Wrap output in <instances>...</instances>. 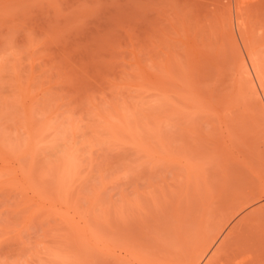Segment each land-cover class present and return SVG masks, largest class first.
Here are the masks:
<instances>
[{
    "label": "rangeland",
    "instance_id": "rangeland-1",
    "mask_svg": "<svg viewBox=\"0 0 264 264\" xmlns=\"http://www.w3.org/2000/svg\"><path fill=\"white\" fill-rule=\"evenodd\" d=\"M197 262L264 264V0H0V264Z\"/></svg>",
    "mask_w": 264,
    "mask_h": 264
},
{
    "label": "bare ground",
    "instance_id": "bare-ground-1",
    "mask_svg": "<svg viewBox=\"0 0 264 264\" xmlns=\"http://www.w3.org/2000/svg\"><path fill=\"white\" fill-rule=\"evenodd\" d=\"M206 252V251H205ZM197 264H198V262H197Z\"/></svg>",
    "mask_w": 264,
    "mask_h": 264
}]
</instances>
